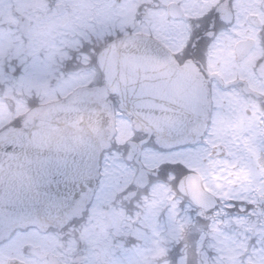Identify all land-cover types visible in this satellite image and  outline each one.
<instances>
[{
  "label": "clouds",
  "instance_id": "9594fccd",
  "mask_svg": "<svg viewBox=\"0 0 264 264\" xmlns=\"http://www.w3.org/2000/svg\"><path fill=\"white\" fill-rule=\"evenodd\" d=\"M0 264H264V0H0Z\"/></svg>",
  "mask_w": 264,
  "mask_h": 264
}]
</instances>
